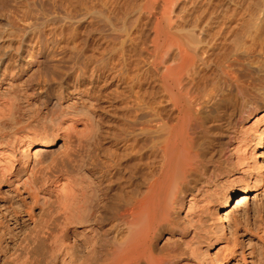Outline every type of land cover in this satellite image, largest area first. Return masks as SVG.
I'll return each mask as SVG.
<instances>
[{
    "label": "bare ground",
    "instance_id": "1",
    "mask_svg": "<svg viewBox=\"0 0 264 264\" xmlns=\"http://www.w3.org/2000/svg\"><path fill=\"white\" fill-rule=\"evenodd\" d=\"M139 1L117 22L105 17L98 28L105 39H120L125 18L155 4ZM14 5L0 1V10L9 11L0 36L9 41L0 48V171L24 167L52 208L33 241L14 246L0 264H229L230 246L224 255L212 250L226 236L225 223L241 221L255 182L264 181L258 160L264 149V0H186L184 33L171 30L164 12L143 48L150 67L139 70L133 62L134 74L119 69L115 54L94 62L74 55L69 75L56 78L64 95L76 96L95 78L109 79L108 72L112 80H130L137 88L131 123L139 127L126 128L129 137L122 139L105 133L108 143L129 147H97L96 138L78 161L56 155L54 147L70 132L92 128L96 115L71 105L31 118L15 91L1 89L39 64L47 49L43 28L57 18L38 22L34 11ZM14 37L36 45L25 56V43L11 46ZM27 87L30 108L43 107L42 89Z\"/></svg>",
    "mask_w": 264,
    "mask_h": 264
},
{
    "label": "rangeland",
    "instance_id": "2",
    "mask_svg": "<svg viewBox=\"0 0 264 264\" xmlns=\"http://www.w3.org/2000/svg\"><path fill=\"white\" fill-rule=\"evenodd\" d=\"M0 1L9 3L12 6H15L14 3H16V7L21 11L24 9H26L25 11H34V15L32 14V16L37 19L38 22H42L48 18L50 20V17L53 15L57 16L54 24L49 23L50 25L48 24L43 28V33H45L43 43L47 49L45 50V55L40 57L39 64L35 65L27 74L23 75L22 78L15 80L12 83V85H14L12 86L13 88L9 87L11 85L5 84L1 89H9L12 92L15 91L17 102H20L19 104H21L23 108L26 107L23 109V112L27 116H31V118H45L46 116H51L50 114L55 115L59 113L62 108H68V106L71 105H74V107L78 109V112L83 115H96L92 120L94 123L92 128H88L87 131H82L83 133L81 131L70 132L68 136L62 138L54 147L56 155H66L71 160L78 161L80 159L79 157L84 154V150L88 147H95L96 138H99L101 141L100 145L97 147H123V145L124 147H129L130 145L128 143L124 144V142L115 143V145L114 143H108L104 136L106 137V134L109 133L108 135L115 134L116 137H121L120 139H122L124 137H129L127 133H129L130 130L135 129L138 131L139 127L134 123V119H132L133 123H131V118H133L131 115H133L134 106L136 107L133 102L137 90L132 81L112 80L111 76L114 74L110 76L108 72L107 76H109V79L95 78L91 81H87V85H85L80 92L81 94H77V97H67L62 92L60 85L57 84L56 78L58 74H62L64 77L69 75L71 71L70 66H72L73 63L72 57L76 54H81L85 57L84 59L90 58L93 62L97 58L98 61H100V58L110 56V54H115V56L118 55L121 59L120 60L118 57L120 66L118 67L124 74L129 73V71L130 73L132 72L131 74H134V65L136 64H138L137 68H140L139 70L150 67L145 57L147 53L143 48L150 47L151 39L154 35L153 27L154 24H156L155 21L161 18L164 12H167L169 15L168 19H170L172 26L171 30L176 33H184L187 30L186 20L188 16L185 5L186 0H172V3L169 5L167 3L164 4V0H155V4H152L153 6L149 5L144 7L141 5L136 10L137 15L134 12L131 14V17L125 16V20L128 18L126 20L128 22L125 23V25H127L122 33L123 36L121 38L119 37L120 39H116L117 42L115 40L105 39L103 37L104 35L100 32V30L103 29L104 22L107 20L105 17L108 16L111 18V22L121 20V16L126 14L125 11L129 10L134 0ZM135 1L138 2V0ZM164 6L167 8V11ZM39 7L47 11H42ZM52 11L54 12L52 13ZM142 12H144V14ZM43 14L46 15L43 16ZM8 16L9 11H7V9L0 10V36L4 35V31L2 30L8 25ZM115 17L118 18V20L115 19ZM172 19L174 24L171 21ZM100 26H102L101 29L99 28ZM5 39L0 38L1 49L3 48L2 45L7 48L6 46L9 41L6 42ZM10 41H12V47L17 44L21 45L25 43V47L22 44L24 48L21 46L23 50L25 49V56L27 55L28 47L36 45V43H34L35 45L29 44L28 46L27 39H20L19 37H14ZM14 49H16V47H14ZM107 53L109 55H107ZM91 57L94 58L92 59ZM80 62H82V59ZM27 85H31V88L42 89L39 95L44 97L45 104L43 107L35 105L30 108L28 102L32 101V98L30 96L26 97L28 93L26 95L25 92L31 90ZM17 97L19 99H17ZM112 104L114 107L110 106ZM133 104L134 106L132 107ZM92 105H95L93 106L94 108ZM95 120H97L96 123ZM132 126L134 127L133 129ZM128 127L130 130L126 129ZM119 134H122V136H118ZM64 152L66 154H64ZM258 160L264 172V149L262 154L258 157ZM253 173L255 174L253 171L250 174V179L254 182L255 179L253 177H255V175ZM29 174V171L26 172L24 167H21V169L17 168L15 171L13 170V173H2L0 171V260L2 262L4 261V255L10 254L14 246L26 242L31 243V241H33V234L39 229L52 208V205L50 207L51 200L48 197L46 198L35 184L27 181V176ZM256 183L257 182H255L256 192L254 191L251 193L249 206L246 209V213L242 215L241 221L237 223L231 220L233 222L230 221V224L226 222L225 225H228L225 229L226 236L220 244L212 250L213 254L217 251V253H222L221 255H224L225 252L223 249L225 250L227 246H230V249H233L234 253H230V251L227 252L229 264H264V181L263 183ZM223 209L224 206L221 205L219 207V212L222 217L224 216ZM40 244L42 245V243ZM221 255H219V258Z\"/></svg>",
    "mask_w": 264,
    "mask_h": 264
}]
</instances>
